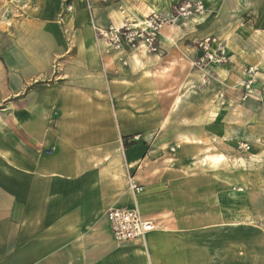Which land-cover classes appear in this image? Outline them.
Returning a JSON list of instances; mask_svg holds the SVG:
<instances>
[{"label":"crops","instance_id":"1","mask_svg":"<svg viewBox=\"0 0 264 264\" xmlns=\"http://www.w3.org/2000/svg\"><path fill=\"white\" fill-rule=\"evenodd\" d=\"M171 1L121 0L120 4L140 9ZM36 6L39 20L24 25L5 52V70L0 69L9 82L0 89L5 93L0 111V264H157L152 234L176 235L167 230L194 234L200 219L169 225L168 218H160L167 201L158 192L161 166L145 163L146 148L138 142L146 134L141 76L134 75L132 87L121 78L112 83L107 64L113 57L100 62L97 44H101L95 40L90 17L101 27L118 24V3L72 0V12L66 14L61 0H37ZM54 61L56 69L51 68ZM130 90L133 94L125 99ZM168 121L174 122L173 116L150 119L152 124ZM126 136L132 141L128 147L122 141ZM259 155L264 158V153ZM263 172L259 175L264 178ZM147 173L149 190L136 202L155 228L143 242L119 243L111 235L105 212L132 207L128 177L142 185L140 178ZM253 228L264 238L263 222ZM206 240L204 250L172 253L170 263L179 259L196 263L203 256L205 264H215L216 240ZM251 264H264V258Z\"/></svg>","mask_w":264,"mask_h":264},{"label":"rangeland","instance_id":"2","mask_svg":"<svg viewBox=\"0 0 264 264\" xmlns=\"http://www.w3.org/2000/svg\"><path fill=\"white\" fill-rule=\"evenodd\" d=\"M161 3L155 8L146 4L140 9L118 8L121 20L112 24L118 28L126 20L145 27L152 14L165 17L155 51H148L142 41L136 48L114 51L95 34L101 44H97L100 62L113 57L107 64L112 83L121 78L131 86L134 75L141 76L146 134L138 142L146 148L145 163L161 166L158 192L167 201L160 218H168L169 225L200 219L194 234L175 230L165 232H175L174 236L153 233L152 245L159 257L156 262L171 264L172 253L204 250L206 239L211 238L216 240L215 264H251L253 259L264 258L263 235L253 228L264 223V178L260 177L264 158L259 155L264 153V0H172L163 7ZM36 4L37 0H0V69L5 70V52L24 25L39 20ZM208 39H215L209 50L217 46L225 51L227 64H195L205 56L201 45ZM51 68H57V61ZM6 78L0 75L1 90L9 84ZM3 94L0 92V111L5 105ZM132 94L127 91L125 99ZM156 116L165 120L173 116L174 122L150 123ZM219 134L225 135V140ZM185 138L189 142L184 143ZM122 141L124 147L132 143L127 136ZM218 155L222 161L213 164ZM257 159L258 163L251 164ZM247 171L250 177L246 179ZM150 179L149 173L140 178L143 194L149 190ZM175 181L182 184L173 185ZM229 228L238 229L230 233ZM214 232L217 236L211 235ZM252 236L254 240L249 241ZM221 254L226 256L223 261ZM203 258L196 263L178 258L174 263H207Z\"/></svg>","mask_w":264,"mask_h":264},{"label":"built area","instance_id":"3","mask_svg":"<svg viewBox=\"0 0 264 264\" xmlns=\"http://www.w3.org/2000/svg\"><path fill=\"white\" fill-rule=\"evenodd\" d=\"M87 2V0H85ZM102 3L107 0H100ZM118 3L121 10L123 7L120 4L121 0H114ZM63 5V14L72 12V0H61ZM90 9V7L88 6ZM91 26L97 35L102 36L112 47L114 51H121L125 47L136 48L140 46L138 43L142 41L148 51H155L157 45V34L166 21L165 17L157 14H152L145 21V27L132 25L126 21L118 28L111 24L108 28L103 29L96 25L90 17ZM134 26V27H133ZM215 43V39L206 40L201 46L206 52L205 56L200 57L195 64L200 65L204 61L212 64H227L228 57L222 48H216L214 51L209 50L210 45ZM209 63L207 65H209ZM248 149L247 146L244 147ZM127 191L133 199V206L130 208L111 207L105 212V218L109 224V229L113 239L119 243H125L135 240L144 239L147 233L154 229L151 221L146 220L137 207L136 199L144 192V187L137 182L133 176H129L127 180Z\"/></svg>","mask_w":264,"mask_h":264},{"label":"bare ground","instance_id":"4","mask_svg":"<svg viewBox=\"0 0 264 264\" xmlns=\"http://www.w3.org/2000/svg\"><path fill=\"white\" fill-rule=\"evenodd\" d=\"M136 25H138V24H136ZM221 156H215L214 158H213V160H212V162H213V164H217L220 160H221ZM137 201V200H136ZM136 204H137V202H135Z\"/></svg>","mask_w":264,"mask_h":264}]
</instances>
